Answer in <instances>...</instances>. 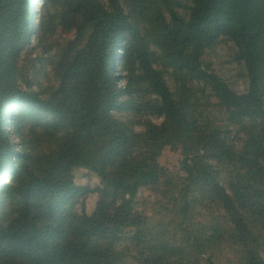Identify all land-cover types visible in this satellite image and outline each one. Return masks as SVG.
<instances>
[{"label": "trees", "instance_id": "1", "mask_svg": "<svg viewBox=\"0 0 264 264\" xmlns=\"http://www.w3.org/2000/svg\"><path fill=\"white\" fill-rule=\"evenodd\" d=\"M190 3L0 0V264H264V0ZM225 42L242 94L201 60ZM35 50L48 90L19 84Z\"/></svg>", "mask_w": 264, "mask_h": 264}, {"label": "rangeland", "instance_id": "2", "mask_svg": "<svg viewBox=\"0 0 264 264\" xmlns=\"http://www.w3.org/2000/svg\"><path fill=\"white\" fill-rule=\"evenodd\" d=\"M174 1L177 5L178 12L184 16H187V8L191 4L190 0ZM40 7V3H36V8L39 9ZM35 23H37V21ZM29 54L32 55L30 59H26L23 63H21L23 67V73L25 74V82L19 83L21 88L36 92L48 90L49 88L56 86L57 83L54 78L51 64V56L53 53L42 54L40 50H35ZM236 55V48L231 43L225 42L224 45H216L211 47L209 50H206L202 54L201 60L204 64V68H208L210 71H213L218 76L222 77L232 89V91L242 94L246 90V84L241 77L242 69L235 60ZM40 59H43L42 62L39 61ZM211 103L216 104L217 102L212 100ZM210 118L216 125L223 129L230 130V133L225 135L226 140L229 143H232L235 148H240L242 145L243 136L237 133L236 126L231 125L227 121L225 113L217 107H211ZM151 120L155 124H159L162 121L161 119H156L154 117H151ZM16 142L19 144V141L16 140ZM158 160L161 166L171 171H180L184 173L186 169L191 166L189 160L183 157L180 151L173 150L170 147H166L162 151ZM200 173L202 176H205L204 173ZM260 182L264 186V173L260 175ZM138 197L142 198V202L140 204L146 203V206L142 207V209L148 211L149 202H151L150 195L147 192H140ZM120 246H126V242L123 241ZM129 264H139L138 255L136 253L132 252L131 256L129 255Z\"/></svg>", "mask_w": 264, "mask_h": 264}]
</instances>
